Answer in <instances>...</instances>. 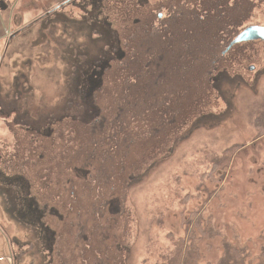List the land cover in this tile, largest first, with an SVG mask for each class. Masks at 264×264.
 Masks as SVG:
<instances>
[{
	"label": "rangeland",
	"instance_id": "rangeland-1",
	"mask_svg": "<svg viewBox=\"0 0 264 264\" xmlns=\"http://www.w3.org/2000/svg\"><path fill=\"white\" fill-rule=\"evenodd\" d=\"M211 1H20L0 46V212L18 264H157L199 209L201 264L227 244L264 252V41L223 56L264 27V0ZM141 28L180 51L142 45Z\"/></svg>",
	"mask_w": 264,
	"mask_h": 264
},
{
	"label": "trees",
	"instance_id": "trees-1",
	"mask_svg": "<svg viewBox=\"0 0 264 264\" xmlns=\"http://www.w3.org/2000/svg\"><path fill=\"white\" fill-rule=\"evenodd\" d=\"M233 1H236V0H233ZM240 1L243 2V5L245 6V9H246L247 0H240ZM216 2H217V0L211 1V8H213L215 6ZM239 4H241V3L239 2ZM188 14H190V13H188ZM188 14L184 15L185 16L184 20H187L189 23H190V21H193V24H194L196 21H195V18L193 15H195V14L193 13L192 17H190ZM180 17L183 18V16H181V15H180ZM184 20H182L183 28H185ZM195 27H196V25H195ZM139 32H141V34H142L141 36L144 37V39H143L144 41L141 40L142 45L143 44H150L151 46H156V45H159L160 42L162 44H164L166 47L161 52L165 56H169L168 48L170 46H168V43H171V45H176L173 47L177 51H180V45L179 44L177 45V43H172L169 41L167 43L166 40H163V38H162L163 35L162 34L158 35L156 33L157 32L156 30H153V32H155V33H150V36L147 35V30L144 31L143 28L139 29ZM197 32H198V30H197ZM146 36H149V39H147ZM193 40L194 39L185 40V41H193ZM155 48L156 47H152L151 49L154 50ZM159 58H160V61L163 60L162 56H159ZM177 60H180L179 56H178ZM164 72H165V74H167L170 72V70L168 68H166V66H165ZM149 74L151 75L150 72H149ZM164 77L165 76H163V72H161L160 75L158 76V78H162V79ZM129 88L130 87H128V89ZM146 91H147V89H146ZM129 92H130L129 94H133V95H136V93H137L136 90H134L133 88L129 89ZM139 94L143 97L147 95V93L145 94L143 91L139 92ZM145 103L146 102L143 103L144 110H146V107L149 106V105L145 106L146 105ZM137 104L138 103L133 102L132 108H134L135 105H137ZM111 122H112V120H111ZM255 122H256L255 126H256V129L258 131V134L263 136L264 135V115L259 116ZM124 124H125V116L120 121H118L112 125L117 126L120 130H123ZM230 153H231L230 151L226 152L227 157L223 161H218L214 165L217 167H220V165L222 167H224V166L227 167V165L230 162V160H229L230 159V157H229ZM201 212H202V209L197 210L196 212H194L192 214L190 219L186 221L188 228L186 229L185 236L178 239L176 242H174L173 248L171 250H169L168 252L162 254L160 256V259L157 262V264H201V260H202L203 255H202L200 246L198 244L197 238L194 235L195 232L191 230L193 228V229H195V231H199L201 234L200 235L201 238L205 239L206 237H208V234H207L208 231H205V229L202 227ZM15 214L18 215L16 212H15ZM260 255L261 256L258 257L257 261L253 262L252 260H250V257L248 256V252L244 248L242 249V248H238V247H235L233 245L227 244L224 251H223V254H222V256H221V258L217 264H264V252H262Z\"/></svg>",
	"mask_w": 264,
	"mask_h": 264
},
{
	"label": "crops",
	"instance_id": "crops-1",
	"mask_svg": "<svg viewBox=\"0 0 264 264\" xmlns=\"http://www.w3.org/2000/svg\"><path fill=\"white\" fill-rule=\"evenodd\" d=\"M20 1L0 0V46L5 45L4 41H7L8 33L13 31L18 25L17 15L20 14ZM38 5L36 2H32L30 7L28 4L26 9L32 11ZM8 222L6 216L0 212V264H18L19 259L13 246L14 242H12V237L10 238L8 232Z\"/></svg>",
	"mask_w": 264,
	"mask_h": 264
},
{
	"label": "water",
	"instance_id": "water-1",
	"mask_svg": "<svg viewBox=\"0 0 264 264\" xmlns=\"http://www.w3.org/2000/svg\"><path fill=\"white\" fill-rule=\"evenodd\" d=\"M253 41H264V27L253 26L245 29L234 39L223 54L225 55L237 44Z\"/></svg>",
	"mask_w": 264,
	"mask_h": 264
},
{
	"label": "flooded vegetation",
	"instance_id": "flooded-vegetation-1",
	"mask_svg": "<svg viewBox=\"0 0 264 264\" xmlns=\"http://www.w3.org/2000/svg\"><path fill=\"white\" fill-rule=\"evenodd\" d=\"M162 17V16H161ZM223 56H224V54H223Z\"/></svg>",
	"mask_w": 264,
	"mask_h": 264
}]
</instances>
